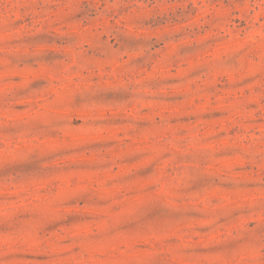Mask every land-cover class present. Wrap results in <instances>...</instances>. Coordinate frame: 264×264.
<instances>
[{
	"label": "rangeland",
	"instance_id": "rangeland-1",
	"mask_svg": "<svg viewBox=\"0 0 264 264\" xmlns=\"http://www.w3.org/2000/svg\"><path fill=\"white\" fill-rule=\"evenodd\" d=\"M0 264H264V0H0Z\"/></svg>",
	"mask_w": 264,
	"mask_h": 264
}]
</instances>
